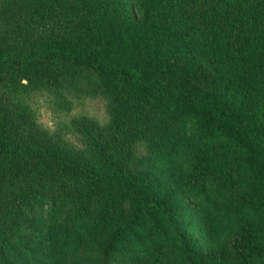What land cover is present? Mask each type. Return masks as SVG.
<instances>
[{
  "label": "trees",
  "instance_id": "obj_1",
  "mask_svg": "<svg viewBox=\"0 0 264 264\" xmlns=\"http://www.w3.org/2000/svg\"><path fill=\"white\" fill-rule=\"evenodd\" d=\"M137 3L0 0V264H264V0ZM69 79L96 84L115 123L85 143L40 133L2 96ZM188 145L206 232L239 226L226 253L193 243V198L151 167ZM209 188L231 197L212 205ZM55 190L70 214L37 224L30 209Z\"/></svg>",
  "mask_w": 264,
  "mask_h": 264
},
{
  "label": "rangeland",
  "instance_id": "obj_2",
  "mask_svg": "<svg viewBox=\"0 0 264 264\" xmlns=\"http://www.w3.org/2000/svg\"><path fill=\"white\" fill-rule=\"evenodd\" d=\"M131 1V0H129ZM138 14L141 6L137 0H132ZM25 83V85H22ZM19 86V90L6 87L2 90V96L6 98L12 106L19 108L28 114L29 118L35 121L40 127V133L55 132L63 142L73 145L84 142L87 136L83 132L88 130L107 131L108 127H113L114 120L109 111V100L106 98L98 86L90 83L89 80L69 79L63 87H49L44 82L26 83V80ZM73 88H71V85ZM196 127L194 122L186 125V138L193 141L196 138ZM220 154L227 162L228 169L234 178L236 175L237 162L235 155L230 150L225 139L215 140ZM176 161L172 165H165L155 157L150 159L151 167L159 175L163 182H167L178 188V194L184 200H190L188 211V233L193 243L201 249H208L226 253L227 244L237 232L239 226L235 222L227 223L226 228L216 236H210L205 228V219L202 217V207L204 199L190 193L185 185L192 169L191 147L188 145L183 150H179ZM210 184L208 183L207 186ZM212 196V205H222L231 197L230 191L225 189L221 193L214 192L209 188ZM236 191L233 189L232 194ZM54 197L45 195L30 209V217L37 223L42 224L49 219H53L56 224H63L70 214L69 202L62 198V194L55 190ZM65 202H64V201Z\"/></svg>",
  "mask_w": 264,
  "mask_h": 264
}]
</instances>
